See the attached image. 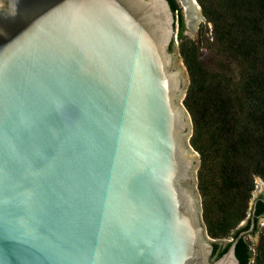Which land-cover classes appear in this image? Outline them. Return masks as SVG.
I'll use <instances>...</instances> for the list:
<instances>
[{
	"label": "water",
	"instance_id": "95a60500",
	"mask_svg": "<svg viewBox=\"0 0 264 264\" xmlns=\"http://www.w3.org/2000/svg\"><path fill=\"white\" fill-rule=\"evenodd\" d=\"M175 20L169 0H0V264H241L249 230L217 257L203 219Z\"/></svg>",
	"mask_w": 264,
	"mask_h": 264
},
{
	"label": "trees",
	"instance_id": "16d2710c",
	"mask_svg": "<svg viewBox=\"0 0 264 264\" xmlns=\"http://www.w3.org/2000/svg\"><path fill=\"white\" fill-rule=\"evenodd\" d=\"M170 2L182 38L184 21L179 5ZM199 2L213 23L211 44L220 68L206 67L197 55L198 46L182 47L191 76L184 104L192 116L191 143L201 156L200 186L206 196V171L213 182L208 186H213L209 204L204 202L208 234L233 239L248 215L256 177L264 179V0ZM231 241L224 247L215 242L217 257ZM249 243L242 237L237 244L241 264H254ZM256 256V264H264V235Z\"/></svg>",
	"mask_w": 264,
	"mask_h": 264
},
{
	"label": "rangeland",
	"instance_id": "374dc122",
	"mask_svg": "<svg viewBox=\"0 0 264 264\" xmlns=\"http://www.w3.org/2000/svg\"><path fill=\"white\" fill-rule=\"evenodd\" d=\"M196 1L199 4V6L201 7V9H202V15L205 17V20L207 22L211 23V34L213 35V23L211 21H209L208 18L206 17V15L204 13V10H203V7H202L201 3L199 2V0H196ZM179 9H180L179 15L180 16L182 15V18H183V21H184V29L182 30V38H181V28H180L177 12H175V19H176L175 21L176 22H175V36H174V38H175L176 43H177L179 56L181 58L182 64L184 65L186 73H187V76H188V80H189L188 85H187V88H188V86L190 84V81H191V76H190L188 65H187V63L185 61V58H184L182 52H181L182 47H184L187 50H189V47H190L189 45H192L194 47L198 46V48H197V53L198 54L197 55L199 56L201 62L206 67H208L210 69H218V68H220V65H219V59L214 54V51H213V46L211 44L212 39L207 35V33L205 31V22L201 21L199 23V28H198L197 32L195 33V35L193 37L190 38L188 35L183 34V31H185V28H186V23H185L184 15L182 14L183 7L179 6ZM186 92H187V90H186ZM184 99H185V96L183 98V102H184ZM200 165H201V163H200ZM199 168H200V166H199ZM199 168L197 170L198 190H199V193L201 195V204H202V208H203L202 215H203V219L205 221L204 214H203L204 213V202L209 204V200H210V195L209 194L211 193V190L213 189V186L211 188L208 187V186L209 185L211 186L213 182H210V177L208 179V176H206L207 173H208L206 171V174H205V177H204V182H205V185L207 186L205 188V190H209L208 191V196L209 197H208V196H206L204 194L203 189L200 186L203 183V179L201 177H199ZM214 180H216V179H214ZM255 180H256V185H257V183L258 184H263L264 183V179L261 178V177H256ZM256 192L257 191H254V193H256ZM252 202H253V197H252V199L250 201V206H249L248 212L250 210ZM206 226H207V223H206ZM246 238L249 241H251V242L252 241L255 242V243L257 242L256 235H247ZM213 239L216 240V241H219L220 243H225V242L228 243L229 241L232 240V236H230L229 238H224V239H218V238H213ZM251 264H253V261H251Z\"/></svg>",
	"mask_w": 264,
	"mask_h": 264
},
{
	"label": "flooded vegetation",
	"instance_id": "af4514ba",
	"mask_svg": "<svg viewBox=\"0 0 264 264\" xmlns=\"http://www.w3.org/2000/svg\"><path fill=\"white\" fill-rule=\"evenodd\" d=\"M173 1L179 5L177 0H173ZM254 191H257V192L254 193ZM254 191H253V196H252L253 202L251 203V207L248 212V215L240 222L238 228H240V232L249 230L243 236L245 238L247 235H256L257 242L255 243L253 241L252 242L249 241L250 243L248 246L249 247L248 249L254 252V256H255L254 264H256V261L258 259L256 256L258 247L260 245L262 236L264 235V183L263 184L257 183ZM224 246L225 244H222V247Z\"/></svg>",
	"mask_w": 264,
	"mask_h": 264
}]
</instances>
